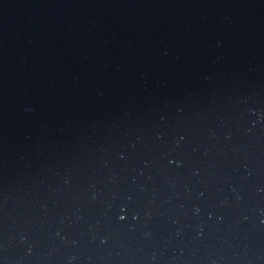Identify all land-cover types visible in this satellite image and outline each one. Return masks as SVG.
<instances>
[{
    "label": "water",
    "instance_id": "1",
    "mask_svg": "<svg viewBox=\"0 0 264 264\" xmlns=\"http://www.w3.org/2000/svg\"><path fill=\"white\" fill-rule=\"evenodd\" d=\"M239 1L252 2V3L264 5V0H239Z\"/></svg>",
    "mask_w": 264,
    "mask_h": 264
}]
</instances>
